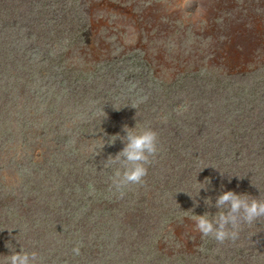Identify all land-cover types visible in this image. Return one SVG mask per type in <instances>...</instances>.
Returning <instances> with one entry per match:
<instances>
[{"label": "rangeland", "instance_id": "rangeland-1", "mask_svg": "<svg viewBox=\"0 0 264 264\" xmlns=\"http://www.w3.org/2000/svg\"><path fill=\"white\" fill-rule=\"evenodd\" d=\"M136 124L159 152L121 195L123 143L90 149ZM221 186L264 200V0H0V255L264 264V217L196 229Z\"/></svg>", "mask_w": 264, "mask_h": 264}, {"label": "clouds", "instance_id": "clouds-1", "mask_svg": "<svg viewBox=\"0 0 264 264\" xmlns=\"http://www.w3.org/2000/svg\"><path fill=\"white\" fill-rule=\"evenodd\" d=\"M147 97L138 98L132 105L136 108L140 103L145 102ZM104 109V108H103ZM97 110L95 115H100ZM125 135H113L101 145H93L90 149L97 154L98 149L104 150L106 145H114L116 141H121L123 149L115 156H108L105 160V167H112L119 164L123 171L117 169L111 177L113 189L124 194L125 190L132 185H140L148 173V165L151 158H154L159 152L158 134L151 128L139 129L137 124L134 128L125 125L123 127ZM205 181L198 182V197L202 190H209ZM230 182V181H229ZM196 207H199V201L194 200ZM208 208L215 207L218 211L215 214L205 212L203 215H192L191 219L195 223L196 229L204 237H212L219 243L226 240H235L238 238L241 223L252 224L257 219L264 217V200L251 198L248 194H237L235 191H225L221 186L220 194L213 199L211 196L204 200ZM211 217V218H210ZM8 247V244L6 245ZM78 254V249L74 250ZM11 252V250H10ZM0 264H42L41 258L37 253H27L21 248L19 251L11 252L10 255H0Z\"/></svg>", "mask_w": 264, "mask_h": 264}]
</instances>
